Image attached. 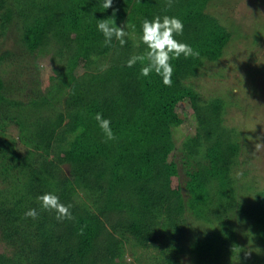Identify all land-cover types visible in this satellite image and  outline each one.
Wrapping results in <instances>:
<instances>
[{"label": "rangeland", "instance_id": "rangeland-1", "mask_svg": "<svg viewBox=\"0 0 264 264\" xmlns=\"http://www.w3.org/2000/svg\"><path fill=\"white\" fill-rule=\"evenodd\" d=\"M21 1L7 0L6 3L13 11L11 18L13 25L6 31L7 33L5 31L4 34L0 33V56L2 52L8 51L5 57H0V81L15 84V86L17 83L21 84L22 88L19 92L21 95L35 88L39 95L46 93L47 96L48 93L50 97L53 96L51 102L47 101L44 104L41 111H45L40 116L42 127L46 125L48 129L45 135H49L50 138H45L41 144L37 143L35 148V136L40 131L38 120L37 123L32 122L31 116V121H28V117L23 115L19 116L20 119H24L19 124L9 123L10 120H7L6 124L0 125V130L4 126L2 138L7 141L4 152L7 155L13 152L15 158L7 156L9 160L6 169L8 173L15 174L20 179L21 187H23L22 179L26 173L35 171L43 177L46 174L45 167L59 168L71 182L72 190L68 195L60 196V202L71 205V209L76 208L80 211L86 209L88 215L79 214L74 220L61 222L56 219L55 212L46 211L36 227H29L26 222L17 220L15 222L19 224V227L28 232L33 231L34 227L44 230L43 235L39 236L42 250L56 256L57 260L66 264H82L84 257L102 242L99 227L108 230L115 238L114 241L121 240L120 243H122L121 248L107 264H162V258L167 259V264H199V260L207 264H216L222 262V253H225L224 243H229L234 237L235 242L241 246L240 251L246 255L252 254L254 257L263 258L264 239H261L263 243L260 239H251L252 231L246 225L247 223L238 221V213L242 209L251 211L255 216L254 219L252 218L255 223H262L264 220V197L262 193L260 195L255 193L264 190V150L255 152L253 143L257 137L260 138L258 142L264 143V105L246 108L247 104H255L259 96L264 100V0H231L229 4L215 3L214 6L207 8L208 16L217 20L223 27L241 26L239 37H236L237 40L233 39L224 48L217 61L209 62L200 59L197 64L193 63L181 70L180 85L187 88L188 93L177 103L174 110L179 123L171 128L169 147L173 149L170 151V148H162L159 145L156 154L145 153L143 136L145 134L137 138L139 141L134 142L128 139L130 135L126 139L119 133H114L115 140H106L98 123H94L91 118L88 119L87 112H83L86 105L80 95V92L81 94L89 91L96 93L97 89L100 91L103 87L108 89L109 86L117 85L116 79L122 78L116 70L119 63H127L131 56L146 51L145 45L140 41L142 24L133 22L131 28L129 26L125 28L128 34L125 39L130 48L121 47L113 39L110 51L102 53L105 51L103 47H106L104 37L96 27V21L100 19L91 22L95 23L92 40L90 37L80 39V35L85 32V24L104 12L101 6L103 0H28V3ZM150 1L155 6L150 4L148 7H143V10H147L148 21L154 19L151 15L173 17L166 10L168 4L159 5L160 2L164 3L168 0ZM126 3V0H116L110 8L111 13L113 9H116L117 27L127 24L129 21L127 16H131L129 15L132 13L131 10L141 8L142 5L141 2L137 4L135 0H129L128 4ZM55 7L66 10L67 14L51 12V15H44L46 8L52 11ZM2 12L3 10H0V14ZM31 13L35 15H29ZM135 14L139 16L138 13ZM72 15H75L74 18L77 19L74 25L66 21ZM228 19L232 20L230 21L232 24ZM29 35L32 36L31 40L28 38ZM20 37H22L20 40H16ZM37 46L40 48H37L35 52L30 51ZM20 54L21 57H19ZM101 65H108L107 70L101 71ZM49 67L55 75L49 71ZM140 73L137 74V71L132 70L124 78L133 79L138 75L142 76ZM252 86L255 90L253 96L250 93ZM167 90L173 92L171 88ZM134 91L130 93L132 101L134 103L137 101L134 105L139 106V101L135 100ZM1 93L4 91H0ZM193 96L197 106H204L213 98H221L226 103L220 122L228 135L236 140L240 149L237 153V163L232 164L228 169L221 163L210 165L205 160V148L208 141L204 131L195 121L192 107ZM239 105L245 109L239 108ZM60 110L62 118L58 121L55 113ZM45 114L48 115L47 122H45ZM85 118L87 120L84 121ZM70 120L76 123L79 120L86 122L85 128L90 131L86 137L87 141L83 137L73 136L72 131L76 124H69ZM159 122L158 118H152L150 131L157 130ZM248 137H251V140H248ZM83 140L91 146L89 156L79 157L74 153H78L77 151L70 152L72 143L79 144ZM29 142L33 143V146H29ZM94 143L102 144L109 154L93 153L95 152L93 149L97 148L94 147ZM123 148L133 152L134 158H125ZM29 153L34 155L33 159H24ZM158 157L163 158V163L160 165L156 163ZM88 158L95 162L96 169L92 171L91 168V171L95 176L97 175V181H104V184L107 179L104 170L114 165L115 170L109 178L110 182L117 181L118 184L113 193L109 197L106 196L107 199L103 198L104 196L95 199L90 190L82 184L84 181L82 176L69 171L71 166L87 169ZM129 165L134 169L143 168L140 173H137L136 180H129L127 175L125 177V167ZM217 169L220 172H228L234 186H227L222 190L221 195L215 192V190L218 192L215 176ZM243 172L247 174L243 176ZM161 176H166L169 188L178 193L174 197L175 205L169 207L163 201L154 205L158 210V222L155 227L157 233L155 236L158 239L152 241L153 243L149 244L150 248L145 250L136 244L135 239L138 232L136 215L141 213L139 208L137 211V205L130 203L141 196L143 190L132 188L131 185L126 188L125 182L133 185L138 182L152 184L158 183ZM7 177L0 179V203L12 200L25 205V209L30 208L31 201H21L19 195L13 191V188L11 189L12 184L8 182ZM225 178L227 176H224ZM201 179L204 182L201 183ZM231 190L233 195L229 194ZM189 197L198 199L197 204L190 207L186 201ZM217 199L222 201V206L218 210L215 207ZM180 208L182 212L178 211ZM192 208L196 211H192ZM173 210L178 211V215H175ZM167 211L173 212L168 215ZM23 215L25 216V213ZM13 216L17 218L15 213L9 217ZM168 216L175 219L176 222L173 224L179 227L180 239H170L169 235L167 236L173 230V224L167 223ZM1 218L5 224L9 223L7 215ZM81 228H83L82 235L79 234ZM63 230L65 232L60 236ZM120 234H123L125 238L116 239L120 238ZM161 235L164 236L161 237ZM29 239L36 247L35 239L32 237ZM37 243L39 244L38 241ZM228 253L227 250L225 254ZM0 254H4L7 259L5 261L0 259L2 262L0 264L16 262L11 245H7L1 239ZM156 257L159 259L156 260ZM249 261L243 257L241 264H252ZM257 263L256 261L255 264Z\"/></svg>", "mask_w": 264, "mask_h": 264}, {"label": "trees", "instance_id": "trees-1", "mask_svg": "<svg viewBox=\"0 0 264 264\" xmlns=\"http://www.w3.org/2000/svg\"><path fill=\"white\" fill-rule=\"evenodd\" d=\"M22 1L28 3V0ZM115 1L116 0H113V2ZM128 1L129 0H126V4H128ZM135 2H137V4L141 2L140 4L142 5L141 8L138 7L136 8V10L132 9V13L129 14L131 16H127V18H129L127 19L129 20L127 22V26H129L130 28L132 27L133 22L135 24H142V22L147 17H149L146 15L147 10H143V7H148L150 4L155 6V4H152V1L150 0H135ZM230 2L231 0H176L175 2L171 1V7H166V10H168V14L180 19L184 25L183 34L177 36L176 39L182 43L190 45L194 49V51H198L200 53L199 57H189L185 59L183 56H181L180 58L172 61L174 71L172 76L171 87L165 86L162 83V78L156 75L155 73L150 74L148 77H142L138 75L133 79H126L124 77L129 75L132 70L134 72L137 71V74H139V72H141L142 65L137 63L133 67L129 68L126 66V62H120L116 70L119 71V77L121 76L122 78L116 79L117 85H115L114 87L113 85L109 86L110 89H106L104 87L103 90L101 89L100 91L99 89H97L98 92L96 93H91L89 91L86 93L83 92L81 94L80 92V95L82 96V101L84 105H86V107L84 108L85 110L83 112H87V115H89L88 119L91 118L94 123H97L94 117L97 113H101L103 118L109 119L111 121V128L114 133H119V135H121L122 137H126V139L127 136L130 135L128 136V139H131L132 142L138 140L137 138L139 136L145 134L143 136L145 138L144 150L146 151V154H156L159 150L157 149L159 145L160 147L162 146V148H170L169 142L171 141V128L179 123V119L174 113V110L177 103L183 100L188 93V89L185 87H181L180 85V80L182 77L181 70H183L189 65H193V63L197 64L198 60L200 59H204L209 62L217 61L218 58L222 55L224 48L230 42H232L233 39L237 40L236 37H239L241 26L237 25L232 26L231 28H227L225 26L223 27L217 20L210 18L206 12L207 8L214 6L215 3H221L222 5H226ZM6 3L7 0H0V10H3V12L0 14L1 34H4L13 25V19H11L13 11H11V8L7 6ZM167 4L168 1H165L164 3L160 2L159 5L164 6ZM49 11L50 10L46 8L44 11V15H51V12H53V14H67L66 10L57 7L52 9V11ZM135 13H138L139 16H137ZM29 15L34 16L35 13H31ZM111 15L112 13L110 12L109 8L107 10H104L101 16L98 15L97 18L85 24V32L83 33V35H80V39H87L88 37H90V39L92 40V36L94 34L93 28L95 23L92 24L91 22L96 21L97 19L104 20L105 18H109ZM50 17L51 16H49V18ZM74 17L75 15L68 17L66 19L67 23L74 25V23L77 21V19H75ZM151 17L155 18L156 16L151 15ZM230 21L232 20H229V22ZM125 24L126 23H124L123 25ZM230 24L232 23L230 22ZM21 38L22 37H20L19 39L16 38V40H20ZM28 38L29 40H31L32 36L29 35ZM39 46L32 48L30 51L35 52L37 48H40ZM124 47H126V49L130 48L128 41H126ZM103 48L105 51H102V53H105L109 50L110 47ZM145 50L142 49V51ZM7 53L8 51L2 52L1 56L5 57ZM21 54L19 57H21ZM123 56H126V54H123ZM23 83L25 84V82ZM104 83L109 84L108 82ZM20 85L21 84L17 83V86H15V84L11 85L7 84L6 82L3 83L2 81H0V91H4V93L0 94V125L2 126L3 124H6L7 120H10L9 123L19 124L22 122V120H24L19 118V116L21 115L28 117L27 120L31 121L30 118L32 116V122L37 123L38 120V127L40 129L38 135L35 136V148H37V143L41 144L43 143L45 138H50L49 135H45V133L48 132V129L46 125L42 127V123H40V116L44 114L45 110H43V112L41 111L44 107V104L47 103V101L48 103L51 102L53 96L50 97L48 93L47 96L46 93L39 95V92H37V89L35 88L29 91L27 90V92L23 91L24 93L23 95H21L19 92L21 91L22 85L21 87ZM103 86L107 87V85L104 84ZM252 87L253 89H250V93H252L253 96V94H255V90L254 86ZM2 88H4V90ZM168 88H171L173 92H169V90H167ZM25 89H27V87H25ZM132 91H134L133 93L136 95L135 100L137 99L139 101V106L134 105L137 101L135 103L132 101V96L130 94ZM9 96H11L12 98H10ZM192 99L194 100V104H192V107L194 109L195 121L197 125L204 131L205 137L208 141L204 155L206 162L210 163V165L212 163H221L225 165L227 169L230 168L232 164L235 165V163H237V153L240 152V149L236 140L233 139L232 136L228 135L225 127L222 126L220 122V118L223 115L224 107L226 104L225 101H223L221 98H213L206 105L197 106L195 105V96H193ZM257 103L259 104L257 105ZM259 105H264V100L260 96L255 104H247L246 108H257L260 107ZM34 106H36L37 108ZM239 108L242 109L243 107L239 105ZM60 112L61 110L55 113L58 117V121L59 118H62ZM45 116V122H47L48 115L45 114ZM154 117L159 119L160 124H158L157 130L150 131V122ZM85 120L87 119L85 118L84 121ZM82 121L79 120L78 123H76L74 120H70L69 124H76L72 131L73 136L83 137L87 141L86 137L90 134V131L85 128L84 124H86V122L83 121V123ZM3 127L0 130V133L2 132V134H0V179H3L5 178V176H8V182H11L12 184L11 189L13 188V191L19 195L21 201H31L32 206L28 209H25V205H20L18 201L12 200H7L5 201V203H0V239L3 240V242H5L7 245H11L12 250H14L13 256H15L16 262L12 264H66L61 260H57L56 256L50 255L45 250H42L39 236L43 235L44 230H39L35 227L38 225L40 218L44 216L46 212L41 210V205L40 202L37 200V197L45 193H52L57 195L58 197L64 194L68 195L70 191H72L71 182L64 174L60 172L59 168L55 166H48L44 168L46 174L43 177L35 171H30L26 173V175H24V178L22 179L24 181V185L23 187H21L22 184L20 179L17 178L15 174L8 173L6 169L9 157L15 158V156L13 152L10 155L5 154L4 152V148L7 145V141L6 139L2 138V135L4 134ZM85 140H83L79 144L72 143L70 147V152L77 151L78 153H74L79 157H81L82 155L89 156V150H91V146L88 143L84 142ZM94 144V147L97 148L93 149V151H95L93 153L99 152L109 154V152L104 149L102 144ZM28 145L33 146V143L29 142ZM172 149L173 148H170V151ZM123 150L125 158H134L133 152H129L125 148H123ZM33 156L34 155L32 153H29L28 155H25L24 159L31 160L33 159ZM156 163H158V165L162 164L163 158H156ZM86 164L88 165L87 169L85 170L80 167L71 166L69 167V171L73 174L82 176L84 180L82 184L85 185L88 190H90L92 196L95 199H99L102 196H104L103 198L107 199V197H109L110 194L113 193L114 188L118 184L117 181L110 182L111 179L109 178V176L111 177V173H113L115 170L114 165H110L104 170L106 171L105 175H107V179L105 180V186L104 181L98 182L97 175L95 176V174L92 172L96 169L95 162L92 159L88 158ZM125 168L126 172L124 174L125 177L126 175L128 176L129 180H136L137 173H140L143 170L142 167L140 169H134L131 165L126 166ZM101 170L103 171V169ZM228 174V172H220L218 169L215 172V176L217 177L216 189H218V192L216 190L215 192L219 195L223 193L222 190L226 189L227 186L234 187L233 181L230 180ZM246 174V172H243L242 175L245 176ZM224 176H227V178L224 179ZM161 177L162 178L158 181V183L149 184L138 182L134 184L135 187L133 184L125 182L126 188L131 185L132 188H138L143 190V194L139 196L136 200L131 201L130 203L131 205H137V211L139 208V212L141 213L140 215H136V227L138 228V232L137 234L135 233V239L136 244L145 250L150 248L149 244H152V241H156V239H158V237L155 236L157 235L155 227L158 222V210H156L154 205H157L159 204V202L163 201L169 207L173 206L175 205L174 197L178 193V191L169 188V183L166 176ZM202 182H204L203 179H201V183ZM255 193L257 195H260L262 193V197H264V190L256 191ZM229 194L233 195V191H229ZM186 201H188V204L191 207L193 206V204H197L198 199L189 197L188 199H186ZM1 204H4V209ZM221 204V199H217L215 201V207L217 210L221 208ZM29 209H36L40 213L39 217L35 220L32 218L25 217L23 214ZM181 209L182 208H180L178 211L182 212ZM193 209L194 208H192V211H196L195 209ZM173 211H167V214L169 215L171 212H173L175 215H178V211ZM71 212L74 217L79 214L88 215L86 214V209L84 211H80L76 208H72ZM14 213L17 214V218H15V216L9 217L12 216ZM6 215L9 219V223L7 224H5L1 218L6 217ZM252 218L254 219L255 216L251 211H246L242 209L238 213V221L247 223L246 225L252 231L251 239H260V242L263 243L261 239H264V220L262 221V223H255ZM17 220H20L24 223L26 222L29 227L35 226L33 229L34 232L31 230L32 232L30 231V233L28 231H25L23 228L19 227V224L15 222ZM174 222H176L174 218H172L171 216L167 217L168 224L172 225ZM172 226L173 230L168 233L167 236L169 235L170 239H180L178 225L173 224ZM99 230L100 239H102V242L98 243L89 252V254L84 257L82 264H91L93 262L107 264L113 258L115 253L121 248V240L114 241L113 239L115 238H113L112 234L108 232V230H106L104 227H99ZM64 232L65 230L60 232V236H62ZM162 236L164 235H161V237ZM31 237L32 239H35L37 244L36 247L32 243V240L29 239ZM119 237L120 238L116 239L125 238L123 234H120ZM235 239L236 238L234 237L233 239H230L229 243H224L225 253L227 250L229 253H222V262L216 264H241V259H243V257L244 259L250 260L249 263L255 264L257 261V264H263L264 257L257 258L256 256L254 257L252 254L246 255V253H243V251H240L239 249L237 250V247L239 248L241 246H239V244L235 242ZM37 241L40 245L37 243ZM160 248H162V246H160ZM167 248L168 250H171L170 247ZM0 259L5 261L6 256L4 254H0ZM158 259L159 258L156 257V260ZM162 259V264H167V259ZM198 262L199 264H207V262L203 260H199ZM0 263L2 262L0 261ZM6 264H10V262Z\"/></svg>", "mask_w": 264, "mask_h": 264}, {"label": "clouds", "instance_id": "clouds-1", "mask_svg": "<svg viewBox=\"0 0 264 264\" xmlns=\"http://www.w3.org/2000/svg\"><path fill=\"white\" fill-rule=\"evenodd\" d=\"M102 8L107 10L113 7V0H103ZM167 7H171V0H168ZM116 9H113L112 16L96 21L97 30L102 33L104 37V46L112 47L113 39L123 47L126 43L125 37L128 35L125 31L126 25L117 27L115 24ZM184 25L182 21L175 17H169L167 15L160 17L156 16L152 21L145 19L142 22V35L140 41L145 45L146 51L142 54L131 56L126 66L131 68L137 63L141 64V75L148 77L150 74L155 73L162 78V83L165 86H172L173 65L172 61L183 56L185 59L189 57H199L200 53L194 51V49L186 44L178 41L177 36L183 34ZM139 46V45H137ZM108 65H101L100 70H107ZM49 71L52 69L49 67ZM55 75V73H53ZM95 120L98 123L100 130L105 136L106 140L112 141L116 139V136L111 128V121L103 118L101 113L95 115ZM251 140V137L247 138ZM254 141L255 152L264 150V143ZM40 202L41 210L48 212H55L56 219L58 221L74 220L75 217L71 212V205H65L60 202L59 197L52 193H45L37 197ZM39 212L36 209H29L25 212V217L37 219ZM80 235L83 234V228H81ZM239 248L237 247V250Z\"/></svg>", "mask_w": 264, "mask_h": 264}]
</instances>
